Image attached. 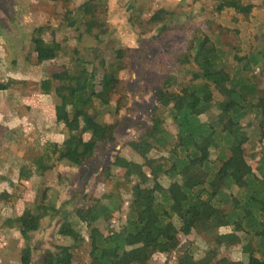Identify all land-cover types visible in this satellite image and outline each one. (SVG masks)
I'll return each instance as SVG.
<instances>
[{"label":"trees","instance_id":"obj_1","mask_svg":"<svg viewBox=\"0 0 264 264\" xmlns=\"http://www.w3.org/2000/svg\"><path fill=\"white\" fill-rule=\"evenodd\" d=\"M214 3L217 13L231 9L247 20L255 7L242 0ZM78 10L84 32L103 39L108 33L107 1L84 0ZM174 15L161 7L136 18V26L142 34L156 30V42L176 37L178 52L170 61L191 65L194 74L184 80L160 79L149 123L126 142L128 154L118 153L102 169L106 179L119 176L130 187L131 209H119L125 217L115 222V230L108 231L107 210L100 214L99 208L105 199L112 200L109 193L84 192L80 198L87 203L92 239L70 220L59 225L57 232L71 242L75 264H264V60L235 54L245 62L226 63L210 34L176 25ZM33 50L44 59L38 93L46 105H53L55 121H82L92 145L86 149L77 133L63 141H45L34 164L23 163L19 169L18 178L26 181L34 173L56 171L59 160L82 165L98 143L114 139L119 125L117 115L99 122L92 105L98 101L102 107H123L129 99L127 81L120 75L130 66L128 47L115 48L112 64L95 47V60L84 62L76 73L63 59V40L43 41ZM167 53L158 54L156 63H165ZM47 63L54 67L48 69ZM215 106V117L203 119ZM250 126L257 136L247 131ZM56 177L63 186L74 175L57 171ZM49 192L46 185L35 203L23 208L17 223L23 237L39 227L50 208L55 211L56 196L50 199ZM225 194L228 200L214 201ZM4 222L10 224L12 218ZM194 238H200L198 246ZM17 255V264H32L30 246L20 247ZM41 263L72 264L61 251L46 253Z\"/></svg>","mask_w":264,"mask_h":264},{"label":"rangeland","instance_id":"obj_2","mask_svg":"<svg viewBox=\"0 0 264 264\" xmlns=\"http://www.w3.org/2000/svg\"><path fill=\"white\" fill-rule=\"evenodd\" d=\"M83 1L0 0V264L19 263L17 250L23 246L32 248V264H42L46 253L56 251L65 253L75 264L70 240L57 231L62 221L70 220L87 238L94 237L84 212L87 203L80 199L84 192L112 194L111 201L105 199L99 205L100 214L107 210L104 215L108 218L109 232L115 230V222L121 216L119 209L124 212L131 209L130 187L122 177L106 179L102 169L118 153L128 154L126 142L149 123L160 79L170 76L184 80L194 74L191 65L170 61L169 57L178 52V46L173 43L176 37L156 42L153 35L157 31L140 33L136 18L165 7L175 12L176 25L210 34L226 63L245 62L234 58L235 54L261 63L264 60V0H242L255 4L250 20L231 9L217 13L214 0H106L108 33L101 40L80 26L78 6ZM57 39L63 40V59L73 73L84 62L95 60V47L110 59L108 64L113 63L115 48L128 47L130 66L120 75L127 81L129 99L123 107H102L98 101L92 105L91 111L99 122L106 123L117 115L119 125L114 139L98 143L82 165L63 159L56 164V171L49 170L45 175L34 173L28 181L21 180L18 178L21 165L26 163L31 167L45 141H63L77 133L83 135L86 149L92 145L89 134L82 131V121L70 125L56 122L53 105H46L38 93L44 59L34 52L33 46ZM166 51L165 63H156L157 55ZM183 57L189 54L183 52ZM53 67L52 63L48 64V69ZM215 98L220 96L216 93ZM218 112L219 107L215 106L202 118L212 120ZM247 131L252 136L258 134L253 126L247 127ZM57 171H68L74 178L61 186L56 180ZM46 185H50V199L56 196L55 211L50 208L39 227L29 237H23L17 228L19 216L26 205L35 203ZM231 192L234 198L237 188L233 187ZM224 200H228L226 194L214 201ZM9 217L13 223L6 224L4 221ZM124 217L122 214L120 219ZM242 237L248 238L244 233ZM194 240L198 246L200 238ZM86 258L84 252L83 259Z\"/></svg>","mask_w":264,"mask_h":264}]
</instances>
